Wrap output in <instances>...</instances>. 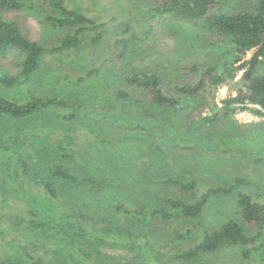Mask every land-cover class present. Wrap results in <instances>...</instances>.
<instances>
[{
    "label": "trees",
    "instance_id": "1",
    "mask_svg": "<svg viewBox=\"0 0 264 264\" xmlns=\"http://www.w3.org/2000/svg\"><path fill=\"white\" fill-rule=\"evenodd\" d=\"M110 1L113 5L102 9L105 3L100 0L82 4L0 0V116L9 124L30 123L37 128L27 140L12 132V124L3 126L0 170L9 177L6 182L20 192L38 186L45 191L29 192L32 208L27 213L19 211L25 208L13 207L11 213L1 209L0 222H6L10 214L15 221V228L9 225L11 231L20 234L24 225L28 229L22 233L38 239L22 245L17 238L14 248L0 254V264H46L37 251L48 228L53 231H49L50 237H59L55 242H59L60 254L75 264H138L115 259L106 248L152 255L159 264H173L149 243L150 228L171 233L167 241L173 246L170 251L186 264H203L206 253L232 246L240 248L243 258L264 264V186L245 177L207 184L196 169L186 165L178 173L159 171L160 183L170 192L134 207L113 201L101 223L102 218L98 222L95 215L75 209L79 186L98 191L109 187L105 175L98 179L73 170L81 139L116 144V137L107 129H121L124 139L137 137L126 141L130 149H143L145 142L155 159H166L163 146L171 139L179 148L206 143L209 151L219 148L220 155L236 151L234 156L264 164V130L259 123L240 135L215 132L219 122L231 121L240 112L264 117V71H258L264 63V0H254V6L242 0L231 11L220 9L230 0H149L142 22L117 17L129 0ZM175 19L199 26L201 31L192 43L200 48L202 57L189 53L162 61L157 56L173 50L149 38L160 25ZM28 20L49 34L30 32ZM109 21H113L112 27ZM146 21L147 30L138 32ZM86 53H93V59ZM135 57L140 62L134 63ZM43 66L63 83L85 89L67 95L56 83L53 92L37 87L35 77ZM239 74L243 84L236 94L217 103L211 89L228 84ZM171 116L178 124L171 122ZM37 120H42L40 126L32 123ZM48 120L47 132L40 134ZM257 136L259 141L253 144ZM20 139L26 142L24 152L17 146ZM191 139L195 145L189 143ZM251 144L255 150H245ZM155 164L150 162L149 168ZM147 174L143 171L140 176L143 179ZM59 179L68 187L65 194L58 189ZM250 185L256 192L242 189ZM174 188L180 195L171 193ZM233 193L232 213L219 224L205 226L201 214L211 197ZM33 195L46 198L45 205L57 208L62 219H56L60 215L53 209L39 207ZM0 202L4 207L10 204L1 195ZM73 214L77 217L70 221L66 216ZM185 241L190 244L183 245Z\"/></svg>",
    "mask_w": 264,
    "mask_h": 264
},
{
    "label": "rangeland",
    "instance_id": "2",
    "mask_svg": "<svg viewBox=\"0 0 264 264\" xmlns=\"http://www.w3.org/2000/svg\"><path fill=\"white\" fill-rule=\"evenodd\" d=\"M87 1L88 0H68L70 4H82L87 3ZM139 1L140 3H137L136 0H129L127 4L125 3V7L121 8L122 10L120 15H118L116 11L117 17L121 20H128L130 17L141 22L144 21V8L150 6L149 0ZM239 1L242 0H230L220 6V9L231 11ZM100 2L105 3L102 9H106L108 4L109 6L113 5V2L110 1L108 3V0H100ZM244 2H246V4H250L251 6L255 5L254 0H244ZM26 25L30 32H36L38 35L49 34L47 31L43 32L40 25L35 23V21L28 20ZM109 25L112 27L113 21H109ZM147 27L148 24L145 22L140 27H138L137 30L140 33H144ZM200 31L201 29L197 24L178 19L169 20L168 22L160 25L158 30L151 34L154 36H150L149 41L163 43L167 47L166 49L173 50V52L166 51L163 53V55L160 53L161 57L159 54H157V56L162 59V61L176 56L185 57L189 53H191V56L193 57H202L203 54L200 52V48H198L197 45H193L192 43L193 39ZM85 55L93 59V53H86ZM137 62L140 61L135 57L134 63ZM70 67L71 64L69 68ZM258 71H264V63L260 66ZM55 77L56 78L52 76V73L50 70H48V67L43 66L40 68L38 74L35 77V79H37L36 85L45 91L53 92L54 85L56 83V88H58L60 91H63L64 94L67 95H72L71 93L73 91L75 92L80 89H85V87H76L75 89V87H73L69 82L63 83L62 79L59 78L58 75ZM242 84L243 81L241 80V74H239L235 80L230 81L228 84L213 88L211 91L214 92L216 102L221 104L222 99L228 97L229 95H235L236 88ZM85 95H89V93ZM170 118L171 122L178 124V122L172 116ZM255 122L259 123L264 130V117H259L249 111H244L236 114L231 121L219 122L215 128V132H221L220 134H224L223 132H230L233 134H228L232 136L240 135L250 129L252 124ZM32 123H34V125L40 126L42 124V120L32 121ZM5 124L17 125L16 127L10 125L12 127V132L23 134L24 138L27 140H30L37 131V128H33L34 126H31L30 123L24 125L21 124V126L19 122L9 124L6 119L3 120V117L0 116V131ZM49 125L50 121L48 120L44 129H41V131L39 130V132H41L40 134L44 132L46 133ZM107 130L111 131L116 137V139H114L116 144L109 145L107 143H102L97 138H90L89 140L81 139L80 142L82 147L79 149L81 153L78 155V160H75L76 165L73 167L74 172L78 175L86 174L98 179H100V175H105L104 180L109 183V187L102 191H98L91 186L89 187L81 185L79 186L78 193L74 196L73 203L75 209L95 215V218L98 222L102 218L100 223L102 222L103 218L106 217L104 214L110 212L109 210L112 207L111 204L113 201H122L125 202L124 204L134 207V205H138V202L145 204L147 202L157 200L156 194H165L170 192V189L159 181L160 170L164 172L178 173L185 169L182 168L183 166L188 165L192 166V169H196L200 174L201 180L207 184H216L224 179H230L231 177L238 175L252 180L254 183H257L258 186H264V164L257 165L251 160V158L245 157L244 155L234 156L237 154L236 151H228L227 154L220 155L219 148L209 151L207 149L208 144L206 143H203V146H194L193 148H179L176 145V140L173 141L169 139V142L163 146L165 149L164 155L166 156V159H163L159 156H156L155 159L154 156H151L150 150L146 146L147 144L145 142H142L143 149H138L132 146V150L125 145V143L129 145V142H126L127 140L133 141L138 139L137 137L134 136L124 139L121 137V129H119L120 131L110 129ZM254 139L255 141L253 144L258 143L259 136ZM25 143L26 142H24L22 139L17 142V146L22 152L25 150ZM189 143L195 145V141L192 139L189 141ZM253 144L245 148V150H255L253 149L255 147ZM152 161L156 164L153 165L152 168H149V164ZM143 171H148V174L142 179L140 174ZM8 179L9 177L0 170V195L1 198L10 202V204L5 207L0 202V211L3 209L11 213L13 212L14 207L25 208L19 211H24L27 213V211L32 208V206L28 203L30 199L29 192L36 193L40 191L42 194L45 193L44 188L39 186L29 190V192H20L16 188H13V185L9 184V182H6ZM15 183L17 185L19 182L16 180ZM57 186L61 194H65V190L68 187L62 180L57 183ZM242 189L249 192H256V187L254 185L244 186ZM176 190L177 189L175 188L172 189L171 193L180 195V193ZM31 198L39 207L44 205V207L53 209L57 214H59V212H57V208L52 207L51 204L45 205L48 203L46 198L35 195H33ZM90 203H93V205H90ZM234 209V193L231 195L211 197L205 207V210L201 214L205 226L211 227L219 224L220 222L224 221ZM26 213L18 212V214H25V216L28 217ZM66 217H70V221H74L77 215L73 214ZM56 219H62L61 215ZM57 220H55V222H57ZM10 224H12V226L15 228L16 224L12 219L11 214L6 217V222H0V254H4L7 248H14L15 243L18 242L17 238H19V241H21L22 245L29 241H36L38 239L30 234L22 233L28 229L24 225L20 227L22 232L17 234L14 231H11V227H9ZM99 224L96 226H99ZM49 231L53 233L51 228H48V231L44 233L45 235L43 232L41 233V235H44V237L42 242H40L41 249L39 248L37 254H39L45 260L46 264H75L74 262H71L73 259H70L69 257L66 258L60 254L57 249L59 242H55V240H58L59 237H50L51 234ZM148 235L149 243L155 249L162 252V258L170 261L173 264H186L185 262L174 258L170 251L173 246L167 244V241L170 239L171 233L166 232L162 228H150ZM182 244L188 245L190 244V241H185ZM105 251L118 260H131L133 262L136 261L138 264H159L155 261L152 255L143 257L136 252L114 248H106ZM149 256L150 259L148 261ZM203 264L259 263L252 259L243 258L240 253V248L238 246H232L217 252L206 253V255L203 256Z\"/></svg>",
    "mask_w": 264,
    "mask_h": 264
},
{
    "label": "clouds",
    "instance_id": "3",
    "mask_svg": "<svg viewBox=\"0 0 264 264\" xmlns=\"http://www.w3.org/2000/svg\"><path fill=\"white\" fill-rule=\"evenodd\" d=\"M147 8H150V7H147ZM144 11H145V13H144V15H147V13H148V11H146V8H144ZM145 23V22H144ZM146 23L148 24V21H146ZM149 26V25H148ZM148 28V27H147ZM147 30V29H146Z\"/></svg>",
    "mask_w": 264,
    "mask_h": 264
}]
</instances>
